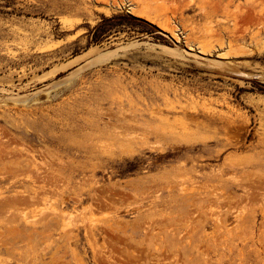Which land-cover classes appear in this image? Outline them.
Returning <instances> with one entry per match:
<instances>
[{
  "label": "rangeland",
  "instance_id": "1",
  "mask_svg": "<svg viewBox=\"0 0 264 264\" xmlns=\"http://www.w3.org/2000/svg\"><path fill=\"white\" fill-rule=\"evenodd\" d=\"M113 1L0 0V264H264V1Z\"/></svg>",
  "mask_w": 264,
  "mask_h": 264
},
{
  "label": "bare ground",
  "instance_id": "2",
  "mask_svg": "<svg viewBox=\"0 0 264 264\" xmlns=\"http://www.w3.org/2000/svg\"><path fill=\"white\" fill-rule=\"evenodd\" d=\"M97 1H103V2H108V0H94V2H97ZM113 1V0H112ZM123 1V0H122ZM126 1V4L125 5H137V4H143L144 5V7H143V9L142 10H140L139 11V13H137L136 15H138L139 17H148L149 15H150V13H151V9H154V7L155 8H157V6H158V8H160L159 7V4H161L160 2H161V0H125ZM165 1V0H164ZM166 1H168V0H166ZM165 1V2H166ZM264 1V0H263ZM228 2L229 3H232V2H234V0H228ZM261 2V1H260ZM167 3V2H166ZM165 3H163V5H164ZM262 6H264V3L262 2ZM114 6H118V5H115V3H114V1H113V3L110 5V7L112 8V7H114ZM121 6V5H120ZM123 6V5H122ZM163 7V6H162ZM259 7V6H258ZM157 8V9H158ZM264 8V7H263ZM157 9H154V10H157ZM165 9H166V7H165ZM215 9V8H214ZM161 10H162V8H161ZM160 10V11H161ZM167 10H169V9H167ZM173 10V9H172ZM258 10V8L256 9V6H250V8H248V12H247V16H249V17H251V18H254V19H256V20H254V21H258L259 23L258 24H261V23H263V22H260V19H261V13L263 12H258L257 11ZM262 10V9H261ZM260 10V11H261ZM158 11V10H157ZM165 11V10H164ZM171 11V10H170ZM173 12V11H172ZM134 13V12H133ZM175 13V12H174ZM173 13V14H174ZM262 15H263V13H262ZM264 24V23H263ZM161 47V46H160ZM97 48V47H96ZM163 48V47H162ZM175 49H173V51H174ZM166 51V50H165ZM170 51V50H169ZM172 51V52H173ZM172 52H170V55H171V53ZM116 53V52H115ZM169 53V52H168ZM177 53H178V51H177ZM180 53V52H179ZM94 55V54H93ZM173 55V54H172ZM86 56V55H85ZM110 56V55H109ZM108 56V57H109ZM105 57V56H104ZM113 56H111V58H112ZM84 59V58H83ZM101 59H102V57H101ZM108 59V58H107ZM98 60V59H97ZM82 61V60H81ZM108 61V60H107ZM95 62V61H94ZM73 64H75V63H73ZM96 64V63H95ZM94 64V65H95ZM65 66V65H64ZM68 67H70V66H68ZM72 67V66H71ZM66 68V67H65ZM65 68H63V69H65ZM58 69H56V71H57ZM51 73V72H50ZM49 75V74H48ZM43 76V75H42ZM46 76H47V74H46ZM41 78V77H40ZM6 145V144H5ZM2 146V145H1ZM4 146V145H3ZM20 147V146H19ZM2 148V147H1ZM20 149V148H19ZM18 149V150H19ZM4 150V149H3ZM48 169V168H47ZM48 171V170H47ZM4 174V173H3ZM44 187V186H43ZM41 189H42V187H41ZM214 196H216V195H214ZM20 197H22V196H20ZM217 197V196H216ZM213 198V197H212ZM215 198V197H214ZM25 200H26V198H24ZM27 199H29V198H27ZM27 201V200H26ZM25 201V202H26ZM23 202V201H22ZM29 203V202H28ZM25 204V203H24Z\"/></svg>",
  "mask_w": 264,
  "mask_h": 264
},
{
  "label": "trees",
  "instance_id": "3",
  "mask_svg": "<svg viewBox=\"0 0 264 264\" xmlns=\"http://www.w3.org/2000/svg\"><path fill=\"white\" fill-rule=\"evenodd\" d=\"M100 29H101V27L100 28H97L96 29V32L99 31ZM95 40H98V37H96Z\"/></svg>",
  "mask_w": 264,
  "mask_h": 264
}]
</instances>
